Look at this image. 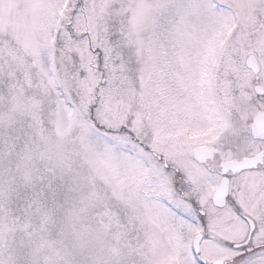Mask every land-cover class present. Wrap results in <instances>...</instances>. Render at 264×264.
<instances>
[{
    "label": "snow or ice",
    "instance_id": "snow-or-ice-1",
    "mask_svg": "<svg viewBox=\"0 0 264 264\" xmlns=\"http://www.w3.org/2000/svg\"><path fill=\"white\" fill-rule=\"evenodd\" d=\"M0 264H264V0H0Z\"/></svg>",
    "mask_w": 264,
    "mask_h": 264
}]
</instances>
